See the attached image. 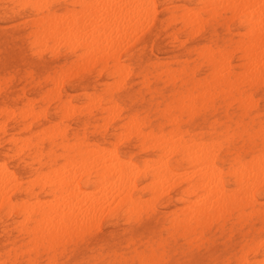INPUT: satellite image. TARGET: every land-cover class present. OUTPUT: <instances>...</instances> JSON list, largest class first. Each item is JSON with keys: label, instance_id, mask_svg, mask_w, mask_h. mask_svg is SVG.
Here are the masks:
<instances>
[{"label": "rangeland", "instance_id": "1", "mask_svg": "<svg viewBox=\"0 0 264 264\" xmlns=\"http://www.w3.org/2000/svg\"><path fill=\"white\" fill-rule=\"evenodd\" d=\"M45 1L53 4L52 10L56 12L58 18L60 17L59 23H62L63 21L61 22V20H64L62 26L67 22L65 19L70 20L66 24L74 21V19H79L78 15L80 12L81 14H86V16L88 15L87 21H89L88 18H91L90 22L93 20L94 22H92L95 25L97 24L98 27L104 24L106 27L116 28L108 18L106 19V17L103 18L101 16V11L100 17L99 15L97 16L99 14L98 11L94 15L88 9L85 10L87 6H83V8L78 4L73 6L71 4L68 5L70 0H49L50 2L44 0L43 2ZM148 1H151L149 2L151 6L148 5ZM148 1L146 5L149 10L145 4L144 6L148 10V13L152 11L151 16L147 13V17L149 18L150 16V21H148V18L145 20L146 13H143L145 15H141L142 17L145 16L144 19H141V17L136 18L137 21L140 19L138 22L141 24H138L143 27L137 24L136 28L140 29V31L144 27L146 28L140 33L136 29L134 34L130 30L129 32L134 36H131L128 30L125 31L130 34V38H127L128 35L125 37L124 31H120L119 28L121 27H118L115 32L118 33L119 30L120 36H117L115 41L118 37H124L125 39L121 41L120 38L118 41L119 45L116 42L117 45L120 46L126 39L130 43L128 42V44L126 41L127 45L123 44L124 48L118 47L116 44L117 48L112 45L117 51L115 53L112 50L113 48L109 49L108 47L109 50H106L107 42L109 43L110 40L103 37L107 44L104 47V51L109 52L112 50L114 54H110L112 52L110 51L109 54L105 53V55L100 54L99 56V53H101L99 49L102 50V47L99 48L98 46L105 41H102L104 40L102 39L99 42L100 40H96L97 38L93 41L91 40L92 42L89 45H92V48L90 46L88 49L90 48V51L92 49V54H98L97 58L86 47L77 46V40L74 41L75 37L72 38L73 41L69 42L71 47L67 46L69 44H62L63 40L64 42L66 41L65 38H62L65 35H61V40L60 36L53 38L54 40L58 39L59 44L56 41L58 45L54 40L52 41V38H46L44 33L51 30L50 27L54 23V20L41 23L37 20L39 15L31 11L27 5H20L18 0H0V161L7 165L8 169L14 173L18 180L25 183L32 178L34 170L40 168L41 171L47 172L50 170V167L48 166L49 164L41 165V163L36 162L28 149L16 151L11 139L32 136L31 141L34 145V143H37L39 130L44 127L48 128V130L43 135L41 145L46 150L52 149V157L57 160L51 166L53 168L61 167V170H67V168L63 169L64 157L62 154L65 151L62 146L65 144L69 157H73L79 153L86 154V151H80V147L88 145L87 150H93L94 148V151L100 153L105 151L106 156L114 154L112 153L114 149V152L123 160H129L139 166V168L146 161L150 164L154 163L153 167L156 166L155 163L164 153V158L169 155L165 158V160L169 161L170 165V172L168 173L174 177H172V185H170L172 182H170L172 179L171 175L169 176L168 174V176L162 177H170V180L166 179V181L169 180L165 183L168 186L167 188H165L166 186L163 187V189L168 190H162V192L164 191L163 194L160 195L161 192L158 194L160 197L157 194L155 197L150 192L149 188L154 184L152 182L154 181L153 179L149 176L145 178L139 177V187H137L135 195L139 196L140 201L141 199L145 200L144 203L141 201L140 212L139 209L133 213H126L120 210L112 216L109 215L112 218L108 214H104L98 220L99 222L97 221L98 225L94 223V225H88L82 230L72 229L75 233L72 232L74 236L66 240L63 239V242L53 249H49L48 246L38 242L34 244V237L32 235H24L19 231V226L25 223V219H22L25 216L23 213L15 212V214L13 212L7 213L6 211H1L0 264H264V262L261 263L262 260L264 261V240L262 244L260 241L264 239V215L255 212L258 208H264V190L255 192L256 202L252 206L245 207L243 215L232 213L229 216L209 218L210 221L207 219L202 225L197 227H194V223H192V228L194 227L195 230L185 229L172 223L170 225L171 218L169 214L181 209L178 207H182L183 209L184 206L186 185L180 184L183 176L179 175H183L180 173L189 170L188 165L186 162L181 163L179 154L171 153L170 155V151H168L169 153H165L166 150L153 147L150 138H147L144 147L141 144L142 138L137 134L138 132L145 133L147 131L146 133H148L152 131L157 136L159 135L158 133L168 136L174 128L168 120L175 118L179 129L188 133L184 136L185 139L195 134L205 139L216 137V141L220 143L221 147V154L217 160V165L226 172L227 188H234L233 177L228 172L232 161L237 155L243 161L250 160L251 153L248 152L249 146L261 143L260 138L262 135H260V131L261 126L264 127V72L259 77H255L252 80L253 82L248 81L250 75L245 73L247 71V64H245L246 59L244 58L243 49L246 38L244 37L245 29L242 17L240 15H236V17L230 16L232 14L229 10L220 4L217 5L218 10L210 14L208 7L203 8L204 5L199 3L198 0ZM66 6L71 9L69 12L75 11L73 15L76 18H72L73 20L71 19L72 15L65 16V14L69 13L65 10ZM76 9H81L83 13L78 11L77 14ZM187 9L189 10V16L191 14L192 21H195V23L191 22L189 26L185 25L182 18L183 14L188 12ZM56 14L51 19L56 18V22H58ZM198 15L200 16L199 18ZM82 17L83 21L86 20L83 15ZM142 20L145 21L143 22ZM87 21H84V23ZM146 21L148 22L147 24L145 23ZM120 25L121 23H118L117 26ZM40 29L44 30V33ZM46 29L48 30L46 31ZM118 34L115 33L113 34L114 37L111 36L113 40ZM135 34L138 35L135 36ZM66 36L68 37V35ZM39 37L41 38L39 39ZM95 40L96 44H94ZM53 42L54 46L51 44ZM135 42L137 43L135 44ZM66 43H68V40ZM41 44L45 49L41 47ZM97 49L100 51L99 53H96L98 52ZM120 49L122 50L120 51ZM93 50L96 52L93 53ZM219 52L224 53L228 60H226L228 69L225 70H230L235 75L234 78H238L239 80L235 82V87L229 92L228 90H221L223 89L222 87L211 90L212 96L210 94V96L208 95L206 98L197 101V108L189 110L183 105L189 104V100L193 98V94L194 97L198 95L195 84L212 85L214 83L213 69L207 58L209 55L218 56ZM231 53L232 55H230ZM81 54L82 56L78 57ZM110 55L111 57L109 58ZM31 56L32 58H30ZM99 57H104V61L102 60L103 58L100 60ZM90 62L92 63L89 64ZM6 64L7 66L5 67ZM119 66L125 71H123L124 74H126L125 69L131 73L128 71L127 73L129 74L121 79L122 72ZM244 73L247 77H244ZM86 75L89 79L86 78ZM84 76L86 79L83 78ZM247 78L248 80H246ZM55 79L58 82L61 80V82L54 84L56 82ZM112 80L113 84L116 81L114 88L111 85ZM133 82L135 85H133ZM116 83H120V85ZM54 94L55 96H53ZM184 94H190L191 97L184 98ZM245 95L250 102L246 100L244 104H241L238 102L239 100L235 99L241 96L242 100ZM181 103L183 105H180ZM81 105L84 106L82 107ZM71 106L72 110H70ZM64 107L67 111L68 109L70 111L64 113ZM111 112L117 113L112 114ZM33 113L36 116L38 115V117H34ZM9 114H12V116L8 119ZM105 114H107V118ZM31 116L32 118H30ZM115 116L116 118H114ZM129 120L132 122L131 125L129 124L131 123ZM126 124L129 126V129L125 128L127 127ZM134 128H136L137 132L134 131ZM137 128L139 129L137 130ZM60 129L65 130L68 134L64 140L58 135ZM124 129L127 132H124ZM121 132H124V134ZM126 133L131 134L128 137V134L125 136ZM249 135L250 137H248ZM116 138L118 143L120 140L119 144L115 141ZM79 142H82V144L79 145ZM102 148L104 149L101 150ZM144 148L146 149L144 150ZM169 148L168 146L167 149ZM74 150L76 151L74 152ZM110 151L112 152L109 154ZM102 155L105 156L103 152ZM45 161L46 158H43L42 163ZM142 162L143 164H141ZM162 169L163 166L159 168L162 172L161 175L165 173L167 175L166 170L163 173ZM173 174H176L178 178L181 177V179H178ZM91 180H94L93 175L91 176ZM80 186L82 190H92L94 191L93 193H96V190L98 191L99 189V187H94L92 184L87 185L85 182H81ZM94 188L98 189L94 190ZM35 192L40 200H52L50 196L46 195L45 190L35 188ZM11 193L15 194L13 195L14 199H20L24 196L23 191L17 193L11 191ZM30 201H33V199H30ZM248 211L249 213H247ZM31 226H33V223ZM253 246H257V248Z\"/></svg>", "mask_w": 264, "mask_h": 264}, {"label": "bare ground", "instance_id": "2", "mask_svg": "<svg viewBox=\"0 0 264 264\" xmlns=\"http://www.w3.org/2000/svg\"><path fill=\"white\" fill-rule=\"evenodd\" d=\"M86 1H88V2H86ZM147 1L148 0H146V1L145 0H100V1H98V0H95V1H92V0H90V1L89 0H70V3L68 5L71 4L73 6V5L78 4L80 7H83V6L86 7L87 6L85 8V10L88 9L89 12H93L94 15H96L97 14L96 12L98 11L99 14H97V16L98 15L100 16L102 14L101 16L103 18L104 17H106V19L108 18V20L111 21V24L116 26V28L115 27L110 28V27H106V25H104V24L100 25L101 24L100 22H99L100 24L98 23L100 25V27H98L97 24L95 25L93 23L94 22L93 20H92L93 22L92 21L90 22L91 18H88L89 21H87L88 15L86 16V14H84L81 11V9H79V10L76 9L77 14H78V11H81L83 13V14H81L79 12V15H78L79 19H76V20L74 19V21H72L68 24H66V23L69 22L70 20L65 19V21H67V22L64 24V26H62L64 20H61V22L62 21L63 22L59 23L60 17L58 18L56 12L52 10L53 4L50 1H49L50 2V4H49L46 1L42 3L41 0H18L20 5H27L31 11H33L36 15H39L40 17L38 16L37 20L40 21L41 23H44V22L49 21V20H51V21L54 20L53 21L54 23H52L51 27L49 26L51 28V30H48L50 28L47 27L48 29H46V31L47 30L48 31L47 32L45 31L48 34L44 33L43 32L44 30L40 29L45 34V37L50 38V39L52 38V41L54 40L53 38H55L57 36H60L59 38L61 40V35H65V36L68 35V37L66 36L67 38L65 36H62V38L63 39L65 38V40H66L64 42V40L62 39L63 40L62 44L63 43L69 44L70 41H73L72 38L75 37L74 41L77 40V44H78L77 46H83V47H86V49H88V47H90V46L92 48V45H89V44H91V42L94 39L97 38L96 40H100L99 42H101L102 39H104V38L108 39L109 38V40L111 41V43H110V41H109V43L111 45L108 42H107V44H108L107 45L106 40L104 39L102 41H105V42L102 44L100 43V45L98 46L99 48L102 47L103 51L101 49H99L101 51V53H99L100 51L98 49H97L98 52L93 50V53L94 52L99 53V56H100V54H103V55H105V53L109 54V52L112 50H114V53H115L116 50L113 47L117 48V46L119 45L118 41L120 40V38H121V41L125 39L124 37H120V38L118 37V39L115 41L117 36H120L119 32L121 30L124 31L123 34L125 37L128 35L127 38H130L129 35L131 33L129 31L131 30L132 33L134 34L135 30L137 29L136 27L139 25L138 23H140V22H138L140 19L138 21H137V19L140 17H141V19L142 18L144 19V17L146 16L145 20H147L148 14L149 15L152 14L151 13L152 11L150 13L147 12L149 10L148 6L146 5ZM149 2H151V1H148V5L151 6L150 5L151 3L149 4ZM198 2L201 3L202 5H204L203 8L208 7L210 14H212L214 11L218 10L217 5L220 4V5H223V7L225 9L229 10V12L232 14L230 16L236 17V15H240L242 17V21L244 23V29H245L244 37L246 38L245 47L243 49L244 58L246 59V63L245 62L244 63L247 64V66H246L247 71L245 73H248V75H250L249 80H248V78L246 80H248L249 82H253L252 80L255 77H259L264 72V64H263V60H264V0H198ZM144 4L147 6L148 10L144 6ZM92 6H95V7H92ZM144 7H145L144 10H146L145 12H143ZM94 8H97L99 10L94 9ZM65 10H66V12L71 11V9H69L68 6L65 7ZM151 10H153V9H151ZM200 10H202V9H200ZM141 11H142V13H141ZM187 11H186L187 13L183 14L182 18H183L185 25L189 26L191 24V22L195 23V21H192L191 14L189 16V14H188L189 10L187 9ZM73 12H75V11L73 10ZM73 12L72 13L69 12L70 14L69 13H67V14L63 13V14H65V16L66 15H69V16L72 15L71 19L76 18V16L73 15ZM143 13H146V15ZM54 14H56L55 16H57L58 22H56V18L51 19L52 17H54L53 16ZM63 14H60V15L64 16ZM210 14H209V16H210ZM15 15H17V14H15ZM82 15L84 16V19H86L84 21H87V22L84 23ZM141 15H145V16L142 17ZM150 16L148 18L149 19L148 21H150ZM81 17H82V19H81ZM199 17L200 16L198 15V18ZM61 19H63V18L61 17ZM96 19H97V17H96ZM203 19H205V18H203ZM6 20H8V19H6ZM6 20H4V21H6ZM96 21H95V23H96ZM122 21H124L123 22L124 25H123ZM136 21H137V23H136ZM200 21H201V19H200ZM118 23L119 24L121 23V25L117 26ZM145 23L147 24L148 22L146 21ZM112 25H110V26H112ZM133 26L135 29L133 28ZM139 26L142 27L141 25H139ZM118 27H121V28H119L120 31L118 30L119 34L117 32H115V30L118 29ZM140 27H138V28H140ZM8 28H9V26H8ZM145 28L146 27H144V29ZM127 30L130 34L125 32ZM143 30H141V31H143ZM34 31H35V29H34ZM141 31H140V29H137V32L140 33ZM115 33L118 35H116L114 40H113L112 37H114L113 34H115ZM192 34H194V33H192ZM136 35H138V34H135V36ZM39 36H41V35H39ZM121 36H123V35H121ZM131 36H134V35L131 34ZM40 38L41 37H39V39ZM174 38H176V37H174ZM42 39L45 41V39L43 37H42ZM57 40L55 39L54 42L56 43ZM67 40H68V43H66ZM96 40H95L94 44H96ZM161 40H160V42H161ZM126 41H127V43L129 42L127 39H126ZM126 41H124V43H123V44H125V46L127 45V43H125ZM41 42H43V41H41ZM54 42L51 43L53 46H54ZM116 42L118 43V45ZM57 43L59 44L58 41H57ZM136 43L137 42H135V44ZM42 44H41V47H42ZM103 44H105V45H103ZM115 44L117 46H115ZM123 44H121L118 47L122 48L124 46ZM49 45H48V47H49ZM106 45H107L106 50H109L111 48H113V49L110 50L109 52H107L106 50L104 51V47ZM112 45H114V46L112 47ZM67 46L71 47V44H69ZM108 47H109V49H108ZM39 48H40V46H39ZM39 48H38V51H39ZM42 48L45 49V47H42ZM50 49H52V48H50ZM72 49H73V47H72ZM86 49H85V51H86ZM88 50H87V52L90 51V50L89 51ZM118 50H119V48H118ZM121 50L122 49H120V51ZM85 51H82V52H85ZM91 51H92V49H91ZM34 52H37V51H34ZM90 52H89V54H90ZM10 53H11V51H10ZM41 53H42V51H41ZM114 53L112 51L110 54H114ZM125 53H126V51H125ZM91 54H92V52H91ZM118 54H119V51H118ZM92 55L94 56L96 54L94 53ZM230 55H232V53ZM80 56H82V54L79 55L78 57H80ZM96 57L98 58V54L96 55ZM104 57H99V59L101 60L103 58L102 60L104 61ZM110 57H111V55L109 56V58ZM116 57H117V53H116ZM30 58H32V56ZM99 59H97V60L99 61ZM207 59H208V62L210 63V65L213 69L212 72H213L214 83L212 85L211 84L210 85L209 84L202 85L199 83L195 84V89L198 90L197 91L198 95L196 97H194V94H193V98L191 100H189L190 102L188 105H185V104L183 105L182 103H184V102L182 100H181L182 103L180 104V105L186 106L189 110H192V109L195 110V108H197L196 107L197 101L206 98L208 95L210 96L211 90H214L217 87H220V88L222 87L223 89H221V90H228V92H229L231 89H233L235 87V82L237 80H239L238 78H234L235 75H233L230 70H227V71L225 70V69H228V66H227V62H226L227 58L225 57L224 53L219 52L218 56L209 55V57ZM8 60H7V62H8ZM9 62H10V60H9ZM116 62H117V60H116ZM85 63H84V65H85ZM91 63L92 62H90L89 64H91ZM89 64H88V66H89ZM75 65H76V63H75ZM6 66H7V64L5 65V67ZM125 67H126V65H125ZM35 68H36V66H35ZM120 68L121 67L119 66V69ZM113 70L115 71L114 68H113ZM125 70H126V74H124L125 71L122 70V68L120 70L122 72V75H123V76L121 75V77H120L121 79H122V77L127 76V74L131 73L129 70H127V69H125ZM66 71H68V70H66ZM128 71H129V73H127ZM194 71H196V70H194ZM244 71H245V69H244ZM222 72H224V73H222ZM243 72H242V74H243ZM58 73H59V71H58ZM245 73H244V77H247V75L245 76ZM90 75H92V74H90ZM113 75H114V72H113ZM83 78H85V76ZM86 78L89 79V77H87V75H86ZM57 79H55V81ZM119 79H118V81L121 80V79L120 80ZM123 79H125V78H123ZM61 80H62V78H61ZM61 80H60V82H61ZM141 80H142V78H141ZM242 80H244V79H242ZM57 82L58 81L54 82V84H56ZM60 82H58V83H60ZM68 82H70V81H68ZM115 82L116 81H114V84H113V80H112L111 85H113V88L116 86ZM120 83L119 84L116 83V84L120 85ZM57 85H56V87H57ZM133 85H135L134 82H133ZM59 86H60V84H59ZM26 89H28V88H26ZM191 89H192V87H191ZM72 92H73V90H72ZM59 94H60V92H59ZM184 95H185L184 98L191 97L190 94H187V95L184 94ZM248 95H249V93H248ZM53 96H55V94ZM211 96H212V94H211ZM244 97H246V98L244 99ZM235 99L239 100L238 101L239 103L244 104L246 102V100H248V97L245 95V96H243L242 100H241V96H239L238 99H237V97ZM89 101L91 102V100H89ZM61 102H62V100H61ZM247 102H250V101L248 100ZM198 103H200V102H198ZM229 104H231V103H229ZM71 105L73 106V104H71ZM72 106H71L70 110H72ZM94 106H96V105H94ZM61 107H62V105H61ZM100 107H102V106H100ZM119 108H121V107H119ZM102 109H104V108H102ZM112 109H114V108H112ZM48 110H47V112L50 111V110L49 111ZM65 110L66 109L64 107V113H66V112L68 113V111H70L69 109H68V111L67 110L65 111ZM23 111L25 112V110H23ZM116 111H118V110H116ZM111 113L116 114L117 112L116 113L111 112ZM192 113H193V111H192ZM107 114H105L106 118L108 117ZM32 115H34V113ZM11 116H12V114L8 117V119ZM35 116L36 115H34V117ZM66 116H67V114H66ZM36 117H38V115ZM53 117H54V115H53ZM129 117H131V116H129ZM30 118H32V116ZM114 118H116V116ZM132 118H130V119H132ZM57 121H59V120H57ZM168 121L172 124V126H174V128L172 129V132L168 135L169 137L163 133H161V134L158 133L159 135L157 136L152 131H150L148 133H146L147 131L146 132L144 131L145 133L138 132L137 134L140 136V138H142L141 144L143 146H144V143L147 141V138H150L152 140L151 144L153 147L159 148L160 150H166L165 153H169L168 151H170V153H169L170 155H171V153L172 154H174V153L179 154L181 163L186 162V164L188 165L189 170L188 171L186 170L187 172L186 171L184 172V170H183L184 173H180L183 175L178 174L179 176H183L182 179H181V177H179L181 179L180 184L186 185L185 186L186 189L184 191V196H185L184 206H183V209H182V207H178L181 209L178 211H174V212L169 214L170 218H171L170 225L172 223L174 225L182 226L185 229L195 230L194 227L202 225V223L209 218L213 219V218H219V217L226 216V215L229 216L232 213H238L241 215L244 212L245 207H247L249 205L252 206L256 202L255 192H257L258 190H264V127L261 126V131H260V135H262V137L260 138L261 143L257 144V145L251 144V146H249L248 152L251 153L250 160L249 161H243L239 155H237L233 159L232 164H231V168L228 170V172L233 177V185H234L233 187L234 188H227V185H226L227 181L225 178L226 172H224L222 170V168L217 165V160L219 159L220 154H221V152H220L221 147H220V143H217L216 137H212L210 139H205L204 137H198V135L195 134V135H191L190 138L185 139L184 136L187 135L188 133L181 131L179 129L177 122H175L176 121L175 118H170ZM3 122H4V120H3ZM136 123L138 124V122H136ZM127 124H126V126H127ZM129 124L131 125L132 122ZM141 124H143V123H141ZM125 128L129 129V126H127ZM134 129H135L134 131H136V128H134ZM138 129L139 128H137V130ZM46 130H48V128H46V127L41 128L39 130L40 132L37 135V143H34V145L32 144V141H31L32 136L27 137V138H20V137L12 138L11 137L12 138L11 141H12V144L15 147L14 149L16 151H24V150L28 149L30 151V153L33 155V159L36 160V162L41 163V165L42 164H49L48 165L50 167L49 171L46 170L47 172H43L40 170V168H38V169L34 170V172L32 174V178L29 181L24 183V182H21L20 180H18V178L14 175V173L8 169V167L5 163H2L0 161V212L6 211L7 213H11V212L23 213L25 216L23 215L24 217H22V219L23 218L25 219V223L23 225L21 224L22 226H19V231L21 233H23L24 235H29V236L32 235L34 237L33 238V241L35 242L34 244H36V242H38L40 244L48 246L49 249H53L56 246L60 245L63 242L62 241L63 239L66 240V239L74 236L73 235L74 231H72V229L82 230V229L86 228L88 225H91V224L94 225V223H96L98 225V222H99L98 220L104 214H108V216L109 215L112 216L113 214H115L116 212H118L120 210L125 211L126 213H133L137 209H139V212H140L141 211L140 204L142 203L141 201H143V200L141 199V201H140L139 196L135 195V191L137 190V187H139L138 186L139 177L145 178V177L149 176L151 179L154 180V181H152L154 184L152 183L153 185L150 186L149 189H150V192L152 193V195H155V197H156V194L158 195L161 192L160 193V195H161V194H163L164 191L168 190V189L164 190L163 187L166 186L165 188H167L168 184H165V183L170 180L169 179L170 177L169 178L168 177L162 178L164 176H168V174H169L168 172H170L169 161L165 160V158L169 156L167 154H166L167 156L165 158L163 156L164 153L162 156H160V159L155 163L156 164V166H154L155 168L153 167L154 163L150 164L148 161H146L144 164L142 162L141 164H143V165L139 168V166L135 165L133 162H131L129 160H127V161L123 160L116 152H114V149L112 150L113 152L112 151L109 152V154L111 152L114 154H110L108 156L105 155V151H102L103 154L105 155V156H103L102 152L100 153L98 151H94V148H93V150L92 149L87 150L88 145H85V146L82 145V147H80V151L81 152L86 151L85 152L86 154L83 155V154L79 153L73 157H69L68 153L66 152L67 146L65 144L64 146H62L64 151H65V152H63L62 156L64 157L63 169L67 168V170L63 171L60 169L61 167H58V168L51 167L57 161L55 158L52 157L53 151H52V149L46 150L41 145L42 144L41 141L43 140V135L45 134ZM52 130H55V129H52ZM123 131L127 132V131H125V129ZM124 132L123 133L121 132V133L124 134ZM161 132H163V131H161ZM127 134L128 133H126L125 136ZM129 134H131V133H129ZM129 134H128V137H129ZM133 134H135V132H133ZM58 135L63 140L66 139L68 136L67 132L65 130H62V129H60V131L58 132ZM123 136H122V138H123ZM174 137H176V138L174 139ZM248 137H250V135ZM123 139H125V138H123ZM123 139H121V140H123ZM126 139H127V137H126ZM115 141L118 143L117 138ZM113 143H115V142H113ZM119 143H120V140H119ZM149 143H148V145L151 146ZM72 144H73V142H72ZM81 144H82V142H79V145H81ZM115 144H114V146H115ZM168 146L170 147L169 149H167ZM72 147H73V145H72ZM103 149L104 148H102L101 150H103ZM145 149L146 148H144V150ZM151 150H153V149H151ZM75 151L76 150H74V152ZM43 158H46V161L44 163H42ZM153 160L155 161V159H153ZM162 166H163V169H162L163 173H164V170H166L167 175H165L166 173L164 175L163 174L161 175L162 172H161V170H159V168H162ZM92 175L94 177L93 181L91 180ZM170 175L172 178L173 177L172 174H169V176ZM173 175L176 176V174H173ZM161 178H162V180H161ZM167 178L169 179L168 181H166ZM173 178L170 180V182L172 181L171 184L169 183L170 185L173 184ZM178 179H176V180L178 181ZM81 182H85L87 185L92 184L94 187L95 186L99 187V189L96 188V189H98V191H97L94 188V190H96V193H93L94 191H92V190H91L92 192L89 190L88 191L82 190L81 186H80ZM148 183L151 185L150 182H148ZM174 184H175V182H174ZM142 185H144V184H142ZM170 185H169V188H170ZM35 188H40L41 190H45L46 195L50 196L52 200H49V201L40 200L39 197L37 196L36 192H35ZM141 188H142V186H141ZM162 190H164V191L162 192ZM253 190H254V192H253ZM11 191L16 192V193L23 191L24 196L21 197L20 199L19 198L14 199L13 195H15V194H12ZM148 193H149V191H148ZM149 195H151V194H149ZM158 197H160V196L158 195ZM179 198L181 199L180 196H179ZM30 199H33V201H30ZM147 199H148V197H147ZM144 201H143V203H144ZM147 202H148V200H147ZM144 207H145V205H144ZM159 208H161V207H159ZM145 209H146V207H145ZM263 209L258 208L255 210V212H258V213L264 215ZM247 213H249V211ZM134 214L137 215L136 213H134ZM251 214H253V213H251ZM111 216H109V217H111ZM111 218H109V219H111ZM215 220H217V219H215ZM107 221H109V220H107ZM209 221H210V219H209ZM19 223H20V221H19ZM32 223H33V226H31ZM192 223H194L193 228H192V226H193ZM208 223H210V222H208ZM105 224H103V225H105ZM217 224H219V223H217ZM166 228H167V226H166ZM143 229H144V227H143ZM166 232H169V231H166ZM173 238H175V237H173ZM263 240L264 239L260 240L261 244H262ZM68 242H69V240H68ZM160 244H162V243H160ZM33 247H35V246H33ZM254 248H257V246ZM30 249L32 250L31 247H30ZM77 250H78V248H77ZM21 251H22V249H21ZM75 253H77V252H75ZM78 255H79V252H78ZM200 255H201V253H200ZM71 257H72V255H71ZM256 260H259V259H256ZM250 262H251V260H250ZM262 262H264V261L262 260L261 263ZM106 263H108V262H106Z\"/></svg>", "mask_w": 264, "mask_h": 264}]
</instances>
